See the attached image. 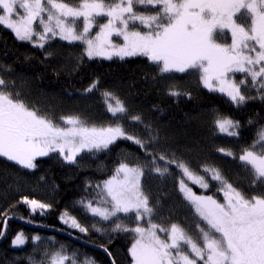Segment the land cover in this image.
I'll use <instances>...</instances> for the list:
<instances>
[{
    "label": "snow or ice",
    "instance_id": "1",
    "mask_svg": "<svg viewBox=\"0 0 264 264\" xmlns=\"http://www.w3.org/2000/svg\"><path fill=\"white\" fill-rule=\"evenodd\" d=\"M0 26L41 49L59 37L69 44L85 45L82 55L88 59L143 56L156 65L161 76L191 70L199 74L205 88L225 93L238 106L250 98L242 87L264 90V0H0ZM94 27L98 29L95 33ZM225 29L231 32L230 44L218 42ZM113 36L123 43H115ZM229 73L245 75L237 81ZM97 84L94 81L85 92L98 90ZM180 94L174 88L169 90L171 96ZM261 95L264 98V92ZM101 96L114 123L89 125L74 115L61 116L62 123H57L0 77V157L34 169L36 158L50 152L76 163L81 152L106 150L117 139L132 141L149 159L134 166L121 160L113 174L95 186L99 191L92 199L77 202L100 221L115 217L112 231L136 234L129 248L131 264H264V192L248 196L228 183L219 169L204 165L203 173L219 182L218 191L225 199L219 202L212 195H197L187 181L208 189L205 176L195 173L175 152L159 150V135L150 125H144L148 132L144 138L129 133L120 121L127 118L143 123L141 117L129 115L125 102L115 93L103 91ZM215 127L220 133L237 136L239 122L219 117ZM256 143L260 151L253 144L243 150L239 160L250 167L253 184H264V129ZM216 150L234 157L229 149ZM173 167L178 170V191L199 217L195 233L176 223L165 226L156 222L155 205L141 185L145 169L163 180L173 175ZM18 203L27 205L33 214L39 210L40 215L52 207L27 196ZM119 213L135 221L134 226L122 223ZM0 216H8V211ZM60 219L70 228L88 232L67 211ZM92 227L101 231L95 223ZM25 242L24 234L18 233L12 246ZM49 256L39 264H80L63 246L51 255L46 250L45 257ZM30 264L36 262L30 258ZM83 264L94 262L85 258Z\"/></svg>",
    "mask_w": 264,
    "mask_h": 264
},
{
    "label": "trees",
    "instance_id": "2",
    "mask_svg": "<svg viewBox=\"0 0 264 264\" xmlns=\"http://www.w3.org/2000/svg\"><path fill=\"white\" fill-rule=\"evenodd\" d=\"M82 48L81 44L55 39L41 49L17 40L10 30L0 26V77L11 82L14 92L42 104L55 117L54 122H60L61 116L74 115L89 125L114 123L101 96L103 91H111L125 102L129 115H139L143 121L121 120L129 133L144 138L148 135L144 125H150L159 135V150L175 152L195 173L205 176L208 189L190 185L198 195H212L219 202L225 199L224 193L218 191L219 182L203 173L204 165L219 169L228 183L248 196L264 192V184H253L250 167L239 160L243 150L253 144L260 151L256 142L258 133L264 129L263 91L253 88L245 93L250 98L238 106L204 89L196 73L161 76L156 65L144 57L88 59L82 55ZM94 81H98V90L85 92ZM170 88L181 94L169 95ZM219 117L239 122L238 135L214 131ZM219 147L231 150L234 157L218 152ZM125 159L134 166L149 158L138 145L126 139L116 140L103 151L83 152L72 164L57 153L36 158L37 166L31 170L18 168L0 157V213L8 211V216H0V232L4 233L0 237V264H30V258L39 264L50 259L45 257L46 250L51 255L61 246L68 255L74 253L80 264L85 258L94 264H131L129 248L134 233L112 231V221L100 222L77 203L92 199L99 191L95 186L108 179ZM171 171L172 176L161 180L158 174L145 169L142 187L149 194L150 203L155 205V211L168 213L171 223L178 222L195 233L199 220L189 204L184 213L175 200L161 199L174 187L178 190V170L173 167ZM23 196L52 207L44 215L39 210L33 214L27 205L18 203ZM65 211L86 226L88 232L82 233L62 223L60 216ZM124 220L121 222L134 224L132 219ZM94 223L101 231L92 227ZM18 233L24 234L26 242L13 248L12 240ZM37 235L41 239L34 242L32 238Z\"/></svg>",
    "mask_w": 264,
    "mask_h": 264
},
{
    "label": "rangeland",
    "instance_id": "3",
    "mask_svg": "<svg viewBox=\"0 0 264 264\" xmlns=\"http://www.w3.org/2000/svg\"><path fill=\"white\" fill-rule=\"evenodd\" d=\"M242 12L244 11V10H241ZM239 16H240V14L238 13L237 14V19H239ZM7 29V28H6ZM9 30V29H8ZM93 33H95L96 31H98V29L97 28H93ZM10 32H12L11 30H10ZM13 33V32H12ZM14 34V33H13ZM15 36V35H14ZM16 38V37H15ZM17 39V38H16ZM33 39H35V37L33 38ZM55 39H58V40H60L59 39V37H56V38H54V39H52V40H55ZM112 39H113V41L115 42V43H123V40H122V38H118V37H115V36H113L112 37ZM18 40V39H17ZM60 41H62V40H60ZM27 42V41H26ZM62 42H65V43H68L67 41H62ZM218 42H221V43H227V44H230L231 43V32L230 31H228L227 29H225L224 30V33H223V35L220 37V40L218 41ZM30 43V42H29ZM75 43H78L79 45L81 44L80 42H73V43H71V44H75ZM69 44V43H68ZM82 46H83V50H84V47H85V45H83V44H81ZM86 58H87V56H85ZM133 57H137V56H132V57H125L124 59H128V58H133ZM139 57H143V56H139ZM114 58H117V59H120L119 57H117V56H113V58L112 59H114ZM144 58H146V57H144ZM93 59H104V58H101V57H96V58H93ZM147 59V58H146ZM105 60H108V59H105ZM187 73H194V72H192L191 70H189L188 72H185V73H174V74H187ZM196 75H198L199 76V74H197L196 73ZM245 74L244 73H229V76H234L235 78H236V80L238 81L239 79H241V78H243V76H244ZM250 79V78H249ZM199 80H200V78H199ZM200 85H202L203 86V83L200 81ZM203 88L204 89H206V90H208L209 91V89L208 88H205L204 86H203ZM255 89V88H254ZM244 93H249L251 90H253V88L252 87H250V86H248V87H242V89H241ZM256 91H257V89H255ZM261 91H263L264 92V90H261ZM211 92H215V93H218L219 95H222V96H224L225 98H227L229 101H231L230 100V98L225 94V93H221V92H219V91H211ZM27 103H29V104H31V105H35V107H37L38 109H40V111L41 112H44V113H50L49 112V110H46L44 107H43V105L42 104H39L38 102H35L33 99L30 101L29 100V98L25 95V94H23L22 96H21ZM232 102V101H231ZM44 103V102H43ZM53 115V114H52ZM49 117L50 118H52V119H55V117L54 116H51V114H49ZM57 123H62V121H60V122H57ZM95 125H97V126H106V125H103V124H101V123H97V124H95ZM214 131H216V132H219L216 128H214L213 129ZM222 134H224V133H221V135ZM110 146V145H109ZM101 151H103V150H101ZM85 152H87V151H84V153ZM93 152H95V150L93 151ZM97 152V151H96ZM99 152V151H98ZM52 153H57V155H59L60 156V154L58 153V152H50L49 154H52ZM81 153H83V152H81ZM80 153V154H81ZM79 154V155H80ZM42 157H46V156H42ZM61 157V156H60ZM2 158V157H1ZM37 158H40V157H37ZM62 159H63V157H61ZM3 159H5V158H3ZM6 160V159H5ZM64 160V159H63ZM65 161V160H64ZM9 162H11V163H13V164H15L14 162H12V161H9ZM66 162V161H65ZM66 163H68V162H66ZM68 164H71V163H68ZM15 165H17V164H15ZM18 166V168H21V169H23V170H31V169H24V168H22V167H20L19 165H17ZM186 180H187V178H185ZM167 181H170V180H167ZM187 182H189L190 184H189V186L190 185H196V184H193L191 181H187ZM154 184H156V183H154ZM154 184H152V185H154ZM141 185H143V176L141 177ZM191 187V186H190ZM193 190V189H192ZM194 191V190H193ZM197 195H198V193H196ZM153 199H155V197L153 196ZM161 199H163V201H167L168 199H173V200H175L176 202H178L179 203V208H180V211H182V212H184L185 213V211H186V205L188 204V202L187 201H185L184 200V198H183V195L178 191V190H176V187H174V190H171V193H169V194H164V195H162V198ZM190 206V205H189ZM190 208H191V211H194V213H195V210L190 206ZM90 214V213H89ZM168 214V213H167ZM167 214H165L164 212H161V211H159V210H157L156 211V215H155V217H154V220H156V218H158L157 219V222L158 223H162V224H164L165 226H168V225H170L171 224V222H172V219L167 215ZM196 214V213H195ZM91 215V214H90ZM119 216H121L122 218H124L125 220V222H127L128 220V217H126L123 213H119L118 214ZM132 215H134V214H132V213H130L129 214V216H132ZM92 216V215H91ZM168 216V217H167ZM93 217V216H92ZM196 217H197V219L199 220V217L196 215ZM95 219H97V220H99V217H94ZM112 220H115V217H113L112 218ZM112 220H109V221H112ZM100 221V220H99ZM109 221H100V222H103V223H106V222H109ZM124 223V222H123ZM134 223H135V221H134ZM141 223H143V222H141ZM202 223V222H201ZM124 224H126V225H128L129 227H131V226H134V224L132 225L131 223H124ZM176 224H178V222L176 223ZM178 225H180V224H178ZM181 226V225H180ZM182 227V226H181ZM184 228V227H183ZM187 230V229H186ZM189 233H194V232H192V231H189V230H187ZM133 235H135L136 236V234L134 233ZM160 235L161 236H163V233H160ZM134 242V241H133ZM133 244V243H132ZM22 246V245H21ZM13 248H19L20 246H17V247H14V246H12Z\"/></svg>",
    "mask_w": 264,
    "mask_h": 264
},
{
    "label": "bare ground",
    "instance_id": "4",
    "mask_svg": "<svg viewBox=\"0 0 264 264\" xmlns=\"http://www.w3.org/2000/svg\"><path fill=\"white\" fill-rule=\"evenodd\" d=\"M118 140V139H117ZM116 142V141H115ZM72 164V163H71Z\"/></svg>",
    "mask_w": 264,
    "mask_h": 264
}]
</instances>
